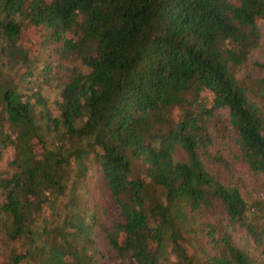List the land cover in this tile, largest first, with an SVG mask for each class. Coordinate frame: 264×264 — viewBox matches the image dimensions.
<instances>
[{"label": "trees", "instance_id": "trees-1", "mask_svg": "<svg viewBox=\"0 0 264 264\" xmlns=\"http://www.w3.org/2000/svg\"><path fill=\"white\" fill-rule=\"evenodd\" d=\"M260 23L264 0H0V264H264Z\"/></svg>", "mask_w": 264, "mask_h": 264}, {"label": "rangeland", "instance_id": "rangeland-1", "mask_svg": "<svg viewBox=\"0 0 264 264\" xmlns=\"http://www.w3.org/2000/svg\"><path fill=\"white\" fill-rule=\"evenodd\" d=\"M260 28H261L262 34L264 35V24L263 23H260ZM171 115L176 119L178 118L177 116L180 115V111L174 108L171 112ZM12 156H13V152L9 151L3 157L2 161L0 162V166L5 165ZM176 157L183 158L184 155L182 154L181 151H178L176 154ZM235 170H237V174H236L237 178L234 179V182L237 183V186H239L244 192L248 194L261 195V192H260L261 182L259 180L249 176L248 174H245L243 171H240L239 169H235ZM99 180H100L99 175H97L96 173H93L91 176L90 182L96 183L98 187H100Z\"/></svg>", "mask_w": 264, "mask_h": 264}]
</instances>
